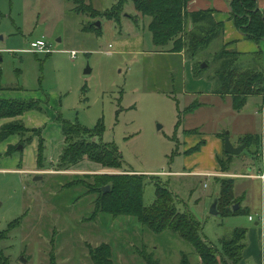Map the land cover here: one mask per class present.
Returning <instances> with one entry per match:
<instances>
[{"label":"rangeland","instance_id":"374dc122","mask_svg":"<svg viewBox=\"0 0 264 264\" xmlns=\"http://www.w3.org/2000/svg\"><path fill=\"white\" fill-rule=\"evenodd\" d=\"M118 2L84 0L99 12L90 15L75 12L74 0H0V98L11 110L9 98L41 103V111L0 116V127L22 122L10 137L17 151L6 155V140L0 141V264H92L89 252L102 243L111 245L114 264H146L139 251L162 264H180L183 253L201 264L192 245L170 231L156 234L127 215H96V200L105 186L111 189L113 176L100 174H139L146 206L156 200V183L167 187L177 208L199 219L203 236L219 252L222 238L256 222L249 220L251 212L211 213L220 182L203 168L208 154L194 147L199 137L216 132H231L236 142L238 132L253 127L250 117L260 95L247 102L244 119L229 98L206 96L217 83L218 63L212 59L222 41L198 54L197 61L208 57L210 63L195 76L194 61L184 53L157 51L150 19L132 0L124 7ZM36 40H45L52 51H30ZM192 102L202 106L184 114ZM59 117L93 130L91 141L116 148L123 165L110 168L84 159L58 171L64 146ZM252 155L249 146L241 153ZM36 175L42 179L35 181Z\"/></svg>","mask_w":264,"mask_h":264},{"label":"trees","instance_id":"16d2710c","mask_svg":"<svg viewBox=\"0 0 264 264\" xmlns=\"http://www.w3.org/2000/svg\"><path fill=\"white\" fill-rule=\"evenodd\" d=\"M128 0H119L120 7H124ZM136 10L144 17H149V31L152 33L153 43L160 53H184L193 62V71L198 76L207 68L210 61L205 57L206 67L197 61L198 54L207 49L217 40L223 41L225 24L215 18V10L190 11L188 4L191 0H132ZM74 11L77 13H90L99 15L92 4H85L84 0H74ZM230 18L236 27L249 40L260 42L264 39V10L258 5V0H231ZM95 25V23H94ZM91 26V25H90ZM99 28V27H98ZM249 58V59H247ZM263 53L259 49L253 53H241L236 49L222 44L213 57L217 67L214 78L217 80L212 94L222 98L231 97L233 108L236 111L243 109L251 96L264 95V67L262 66ZM14 104L12 110L7 104V99L0 98V116L11 113L15 116L23 115L31 110L41 111V103L35 99H8ZM201 104L192 102L184 109V114L195 112ZM61 124L64 146L59 155L57 170L65 171L77 165L84 159L102 164L110 168H119L123 165L121 154L113 146L97 144L91 141L94 131L77 123L58 119ZM20 121H10L0 127V141L7 140L10 136L20 131ZM99 126H101L99 124ZM42 134V130H41ZM227 133L221 136L225 138ZM31 140V139H30ZM32 141V140H31ZM254 141L260 144L259 137L248 135L243 143L246 147ZM31 142H29L30 144ZM205 140H202L194 149L198 150ZM37 153V166L43 167V144L40 143ZM193 149H190L192 151ZM17 151V145L8 144L6 155ZM225 156L233 155L225 152ZM219 163L222 171L228 168L224 159ZM113 175L111 189L101 191L96 200L95 214L111 213L115 216L127 215L133 217L142 227L156 234L165 231L172 232L190 243L200 258L201 264H238L243 258L246 247L247 229L236 228L229 237L221 239L222 251L212 245L202 233V223L196 216L187 211H180L175 203V195L167 187L156 183V200L151 206L143 202L144 183L139 174H100ZM101 178V176L99 177ZM100 181V179H99ZM220 182L218 209L223 215L239 213L240 209L232 210V205L237 202L234 193V180L231 178H217ZM108 182H106L107 184ZM102 190V189H101ZM241 201V198L238 199ZM92 264H114L111 245L102 243L90 250ZM146 264H162L153 259L144 251H139ZM180 264H192L186 253L182 254Z\"/></svg>","mask_w":264,"mask_h":264},{"label":"crops","instance_id":"0c3cea01","mask_svg":"<svg viewBox=\"0 0 264 264\" xmlns=\"http://www.w3.org/2000/svg\"><path fill=\"white\" fill-rule=\"evenodd\" d=\"M230 1L231 0H191L188 4V9L190 11L214 9L215 18L218 21H223L225 24L222 44H227L229 48L237 49L241 53H253L261 49L263 53L262 66L264 67V39L260 40V42H255L245 38V36L236 27L234 20L230 18ZM258 5L261 10H264V0H258ZM205 95H213V97L220 98V96L210 94L208 92H206ZM256 97L257 98L255 99L260 101L256 104V106L258 111L261 112V129L258 128L255 120V116L260 114L258 111H255L252 117H250L253 124L251 129L247 128L244 131L238 132L236 134V142L232 141L231 132L229 135L230 140L235 147L242 145L244 138L250 134L259 137V145H257L254 141L250 143L249 147H253V155L251 159H248L246 156H241V154L233 155L232 157L225 156V138L221 136L223 134L221 132H216L213 136L208 137L207 139L199 137L200 141L196 144L197 146L202 140H205V143L198 150L201 153L203 152L208 154V163L203 164V168H206V170L209 171L208 173L210 175L207 176L215 177L216 180L218 177L233 179L234 193L235 198L237 199L236 203L240 204L238 209L241 208L239 213L249 214L251 212L253 217L249 214V220H256L254 224L249 225V227L246 228V247L243 251V258L238 264H264V177H262V175H264V95ZM226 98H229V104L233 108L232 98ZM252 98H254V96L249 97L247 102H249ZM246 105L247 103L245 106ZM244 107L240 111H236L233 108L242 119L248 115L247 112H245ZM201 134L202 133H200V136ZM12 136L10 137L12 138ZM10 137L5 141L7 146L8 144H14V142L10 141ZM186 138L190 139L191 135H187ZM220 159H224L225 162L228 163L226 171L221 170L222 167L219 163ZM239 198H241V201H238ZM218 211L220 212L219 209ZM229 215H235V213Z\"/></svg>","mask_w":264,"mask_h":264},{"label":"water","instance_id":"95a60500","mask_svg":"<svg viewBox=\"0 0 264 264\" xmlns=\"http://www.w3.org/2000/svg\"><path fill=\"white\" fill-rule=\"evenodd\" d=\"M95 25L97 27H101V23L100 22H97L95 23ZM58 40H61L60 38ZM202 67H206L207 64L206 63H202L201 65ZM91 70L90 68H87L85 70V73L88 74L90 73ZM224 147H225V152L228 153V154H231V155H239L242 153V151L245 149L246 147V143H243L242 145L238 146V147H235L233 145V143L231 142L230 140V136L229 134L227 133V135L225 136V139H224ZM19 149H22V146L20 145L19 146ZM42 179V176H39V175H36L34 177V180L37 181V180H41ZM104 192H108L110 190V187L109 186H105L103 188ZM217 205H218V199L214 202V204L212 205V208H211V213L212 214H218L219 211H218V208H217ZM240 207V204L236 203L235 205H233V210H237L238 208ZM22 261L24 262L25 260L22 259Z\"/></svg>","mask_w":264,"mask_h":264},{"label":"built area","instance_id":"2783aa9c","mask_svg":"<svg viewBox=\"0 0 264 264\" xmlns=\"http://www.w3.org/2000/svg\"><path fill=\"white\" fill-rule=\"evenodd\" d=\"M32 49L30 51L32 52H41V53H48L51 52L52 50L48 47V44L45 40H36L31 43ZM72 57L76 56V51L72 50L71 51ZM263 162H264V153H263ZM264 177V175H262ZM251 218V217H250ZM252 219V218H251Z\"/></svg>","mask_w":264,"mask_h":264}]
</instances>
